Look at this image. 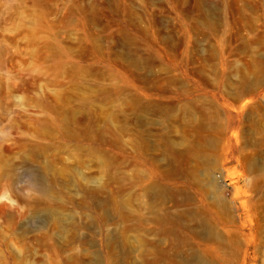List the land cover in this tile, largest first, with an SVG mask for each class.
Instances as JSON below:
<instances>
[{
	"label": "rangeland",
	"instance_id": "rangeland-1",
	"mask_svg": "<svg viewBox=\"0 0 264 264\" xmlns=\"http://www.w3.org/2000/svg\"><path fill=\"white\" fill-rule=\"evenodd\" d=\"M0 264H264V0H0Z\"/></svg>",
	"mask_w": 264,
	"mask_h": 264
}]
</instances>
